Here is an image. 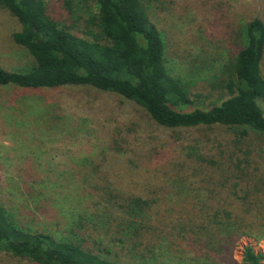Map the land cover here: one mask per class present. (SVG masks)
Wrapping results in <instances>:
<instances>
[{
	"label": "rangeland",
	"instance_id": "1",
	"mask_svg": "<svg viewBox=\"0 0 264 264\" xmlns=\"http://www.w3.org/2000/svg\"><path fill=\"white\" fill-rule=\"evenodd\" d=\"M46 1L58 19L68 18L63 0ZM145 3L163 33L170 71L192 81L200 107L224 100L227 90L213 86L242 46V21L264 17V0ZM20 29L0 4V67L10 71L28 69L34 59L13 39ZM260 104L264 110V100ZM233 139L221 127L163 128L134 102L92 86L0 85V200L27 230L72 238L74 228V236L101 244L121 264H224V255L228 264H245L247 246L264 256V136L251 131L236 150ZM191 153L216 159L219 168ZM230 154L236 163L241 158L242 180L230 169ZM97 167L102 174L94 173ZM115 190L152 203L151 229L137 223L127 230L122 213L107 210L104 198ZM247 190L256 203L250 216L233 196ZM224 209L234 213L233 234H244L215 254L209 248L219 247L222 235L208 222ZM0 264L36 263L0 252Z\"/></svg>",
	"mask_w": 264,
	"mask_h": 264
},
{
	"label": "trees",
	"instance_id": "2",
	"mask_svg": "<svg viewBox=\"0 0 264 264\" xmlns=\"http://www.w3.org/2000/svg\"><path fill=\"white\" fill-rule=\"evenodd\" d=\"M0 4L21 25L13 35L15 43L34 58L26 70L0 67L1 86H92L134 102L155 124L166 129L225 128L234 135V150L249 139L251 131L264 136V110L260 104L264 100L261 14L242 21L238 33L242 46L221 69L213 86L226 89L228 96L202 108L198 100L201 95L190 91L192 81L170 71L163 33L151 20L145 0H63L68 14L64 20L58 19L46 0H0ZM79 12L86 16L78 17ZM249 151L243 152V162L247 161ZM190 157L219 168L216 159L207 160L192 153ZM240 159L236 163L232 154L229 156L230 169L238 171V179L242 180L247 173ZM99 172L102 174L100 169ZM233 196L241 201L245 209L242 211L252 215L256 206L253 193L247 190L244 196L237 192ZM104 202L107 210L122 213L119 221L127 225V230L137 223L151 229L148 211L152 203L148 199L115 190L106 195ZM261 204L264 207L263 201ZM233 214L225 209L216 210L210 218L208 223L219 227L222 235V244L209 248L212 253L228 250L232 240L244 234H233ZM139 229L133 232L135 237ZM75 231L71 228L72 238H57L52 233L27 230L13 219L0 200V252L36 264H121L110 256L109 249L98 243L91 245L87 238L74 236ZM227 257L224 255V264H228ZM262 257L252 246L244 249L245 264H259Z\"/></svg>",
	"mask_w": 264,
	"mask_h": 264
}]
</instances>
